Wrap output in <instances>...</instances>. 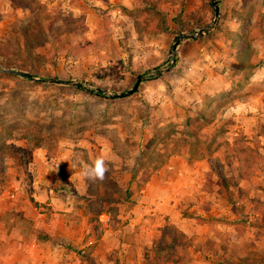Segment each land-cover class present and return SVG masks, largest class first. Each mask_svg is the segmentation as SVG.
I'll return each mask as SVG.
<instances>
[{"label":"rangeland","instance_id":"374dc122","mask_svg":"<svg viewBox=\"0 0 264 264\" xmlns=\"http://www.w3.org/2000/svg\"><path fill=\"white\" fill-rule=\"evenodd\" d=\"M206 1L0 0V56L9 60L0 58V67L39 78L77 80L99 90L97 95L0 71L1 104L11 98L24 100L26 118L59 128L55 141L25 151L24 142L14 137L23 132L24 119L13 110L19 105L4 104L0 193L8 177L24 189L32 187L39 172L48 170L51 158L58 155L60 162L78 171L77 161L83 164L100 157L106 161L104 179L83 180L86 195L75 198L84 206L90 229L81 246L72 250L80 264L264 262L260 248L264 241V0H217L221 21L218 17L212 24L213 17L206 25H197L210 18ZM31 15L45 18L47 39L27 52L21 29L22 20ZM163 19L169 32L160 28ZM202 27L206 28L197 37L183 39L171 64L175 34ZM244 49L251 66L247 70L240 67ZM47 50L53 60L35 57ZM14 62L21 65L16 68ZM158 68L161 72L156 75ZM140 75L148 76L145 80L158 76L161 87L157 88L174 97L171 105L165 100L152 104L154 112L138 100V89L125 98L111 96L131 88ZM188 77L195 86L191 91L184 87ZM36 113L43 118L36 119ZM52 117H66L67 127L62 129ZM194 165L196 189L182 190L178 200L184 201L161 225L141 233L135 225L123 238L105 233L134 216L132 205L153 199L141 192L150 175L165 171L177 182L178 176L187 177L195 170ZM32 193L30 189L29 200L36 205L35 198L46 197ZM186 198L192 200L188 203ZM49 210H42L47 224ZM103 212L110 213L109 220H101ZM157 217L156 210L151 218ZM28 221L15 232L32 246L36 235L42 241L45 234L36 231L34 220ZM170 225L182 229L186 237L183 250L173 255L165 244ZM7 248L16 264H52L47 258L28 257L11 244ZM66 260L74 262L73 257Z\"/></svg>","mask_w":264,"mask_h":264},{"label":"crops","instance_id":"0c3cea01","mask_svg":"<svg viewBox=\"0 0 264 264\" xmlns=\"http://www.w3.org/2000/svg\"><path fill=\"white\" fill-rule=\"evenodd\" d=\"M118 16H120V14ZM187 39L189 38H186V40ZM184 40H181L180 43ZM178 66H180V63ZM159 80L160 78L142 81L140 83L141 86L137 88L138 92L135 94L139 101H144L145 107H151L153 111L155 106L152 104L157 102L162 104L163 100H165L168 105H171L172 99L174 98H168L170 95H164V93L166 94V90L162 93V91L157 88L161 87ZM189 80H192V78L188 77V81L185 80L187 82L184 84V87H187L186 90L191 91L195 86ZM141 92H143V94ZM172 109L174 110V107H172ZM85 143L86 142H83L82 144L84 145ZM59 159H61L59 155L57 158H51V165L48 166V170L39 172L42 174L39 176L38 182L35 181L32 183V187L34 185L33 188L28 186L24 189V186H19V183L11 177L6 179L3 191L0 193V264H16L11 250L9 251L7 248L10 244L11 247L13 246V248H17V250L20 249V251L22 253L24 252L23 254L26 256L28 255V257L39 256L41 260L47 258L52 264H61L62 261L63 264L67 263L66 258L68 257H73V264L81 263L79 258L74 256L75 253L73 254L72 250L73 247H80L86 235H88L87 233L90 232L86 224L88 218L87 214H85L84 206L82 207L81 201L75 199L82 195H86L84 187L85 181L81 180L79 177L77 168L73 167L72 169L70 165H65V162L62 163ZM188 166L192 168L191 165ZM195 167L196 165H194L193 168L195 169ZM178 177L180 178L179 180L183 179L180 182H178L179 180L173 182V180L176 179L173 176L171 177L170 174H166L165 171L162 174L159 172V174L154 173L150 175L149 179L144 183L141 192L149 194L153 199L150 202H138L132 205L130 211H132V213L136 211L134 216H130L127 221L124 220L119 227H108L105 233L119 234L122 235L123 238L135 225L139 228V233H141L144 228L149 229L148 227L161 225V220L164 221L166 215L176 208L179 203L184 201L178 200V197L183 192L182 190L190 193L191 191H189L187 187L196 189L198 177L196 169L191 171L187 177H184V175ZM185 178H189V180L186 181ZM30 189L34 197L36 195L39 197L40 194L46 195V197H40L42 200L35 198L36 201H39L37 204L38 207L36 202L29 200L28 192ZM186 199L189 200L188 203L192 200ZM45 201H47L48 204L42 205ZM150 203H153V205ZM49 208L50 221L47 224L43 216L46 213H43L42 210ZM156 210L159 217L153 219L151 215L155 214ZM125 215L122 214V217H127L128 219V215ZM110 217L109 212H103L102 215H100L103 221L109 220ZM30 219L35 221V225L38 228L36 231L40 229L38 233L45 234L42 241L37 239L36 235V241L33 242L32 246L27 245L24 237H19L18 239V237H16L17 233L15 232L18 227L25 228L26 223H28ZM169 219H173V216L170 215ZM146 233L148 234L149 231L146 230ZM261 243L260 248L263 251L264 241L262 240ZM92 255L96 257V254ZM5 259L9 260L11 263L6 262Z\"/></svg>","mask_w":264,"mask_h":264},{"label":"trees","instance_id":"16d2710c","mask_svg":"<svg viewBox=\"0 0 264 264\" xmlns=\"http://www.w3.org/2000/svg\"><path fill=\"white\" fill-rule=\"evenodd\" d=\"M206 4H207L209 11H210V18L207 22L205 21L203 23H198L197 25L204 26V25H206V23L212 21V18L214 17V8H213L210 0H207ZM221 13L222 12L220 10L218 23L221 21V17H222ZM172 20H175V16L172 17ZM22 22L24 24L22 29H21L22 40L24 41L23 48L25 49V51L31 52L36 48V46L42 44V42L47 39V36H46L47 30L45 28V18L42 17L41 15H36V16L31 15V16L23 19ZM218 23L216 24V26L218 25ZM160 24H161L160 28L162 31H164V32L170 31V27L168 24H166L165 19L161 20ZM239 24H241V21L239 22ZM177 35H178V33L175 34L174 37H176ZM0 44H2V43L0 42ZM246 51L244 49L242 57L240 58V63L242 64L240 67L242 70H247L251 67L248 65L250 60H249V54ZM35 57H38L44 61L53 60V57L51 55L50 50H47L42 54H35ZM0 58H1V61H4V62L9 61V60H7V58L1 57V56H0ZM20 65H21V63L14 62V67L18 68ZM7 75H9V74H7ZM20 78H22L23 80L27 79L24 77H20ZM154 78H158V76L153 77V79ZM76 89L83 91L81 88H78V87ZM83 92H85V91H83ZM23 101L24 100H20L19 98H11V100L8 99L5 103H2V104L0 103V118H1V115L3 114L4 104L9 103V104L14 105L17 103L19 105V107H14L13 110L17 111L18 117L24 119L23 123L20 124V129L23 130V132L21 135H16L14 137L17 140L24 142V145L27 147L25 149V151H32L36 148L43 147L44 145H46L48 143V141H51V140L55 141L57 139L56 133L58 134L57 130L59 128H56V126H53V125L52 126L48 125V122L47 123L45 122L43 124L39 120L33 121L30 118H26L25 114H23L24 110H23V108H21L22 104L24 103ZM22 110H23V113H22ZM36 117H38L36 119L43 118V116L40 115L39 113H36ZM51 119L59 120L62 129L63 128L65 129V127H67L66 125L69 121L66 117H61V118L52 117ZM50 123H51V121H50ZM18 125L17 124L16 125L11 124L10 126L16 127ZM0 127L4 128V124L1 123ZM12 129H15V128H12ZM48 130H50L49 133H48ZM11 134H13V133L11 132ZM20 149L24 151L23 148H20ZM47 156L49 157V154H47ZM240 175H242V174H240ZM245 176L247 177V175H245ZM242 177H243V175H242ZM194 218L202 220V218L198 217V216H194ZM166 232L170 236V239L165 243L167 251L173 255L176 250H183V245H184L185 240H186L185 234L181 230H179L178 228H176L172 225L167 226ZM261 263L264 264V262H261Z\"/></svg>","mask_w":264,"mask_h":264},{"label":"water","instance_id":"95a60500","mask_svg":"<svg viewBox=\"0 0 264 264\" xmlns=\"http://www.w3.org/2000/svg\"><path fill=\"white\" fill-rule=\"evenodd\" d=\"M211 4L214 7V18H213L212 24H215L217 21V18L219 17L218 1L217 0H211ZM206 27H209V26H206ZM206 27H202V28L198 29V31H195L194 33L181 32L175 37V39L171 45V54L173 56V60H172L171 64H174L176 62V51H177V46L180 43V41L183 39H186V38L197 37L200 34V32L205 30ZM0 71H3L5 73L14 74V75H17L20 77H24L30 81H33V82H47V83H51V84L75 86V87L85 89L91 93H95V94L99 95V91L97 89L93 90V89L89 88L85 83H83L81 81H77V80L61 79V78H55V77L39 78V77L34 76L30 72L23 71V70H17V69H13V68H2V67H0ZM160 72H161V68H158V69H156L155 74L158 75ZM146 78H148V76H145V75L138 76L131 88H129L125 91H122V92H116L114 94H111V96H113L115 98H125V97L132 95L137 90L140 83L142 81H144Z\"/></svg>","mask_w":264,"mask_h":264},{"label":"clouds","instance_id":"9594fccd","mask_svg":"<svg viewBox=\"0 0 264 264\" xmlns=\"http://www.w3.org/2000/svg\"><path fill=\"white\" fill-rule=\"evenodd\" d=\"M76 164L79 166V177L85 181H102L107 171L106 161L103 157L83 164L77 161Z\"/></svg>","mask_w":264,"mask_h":264},{"label":"built area","instance_id":"2783aa9c","mask_svg":"<svg viewBox=\"0 0 264 264\" xmlns=\"http://www.w3.org/2000/svg\"><path fill=\"white\" fill-rule=\"evenodd\" d=\"M117 14L119 15V14H121V10L120 9H117Z\"/></svg>","mask_w":264,"mask_h":264}]
</instances>
